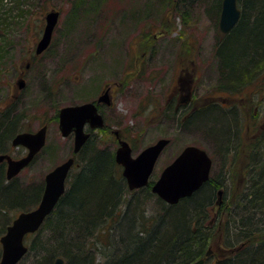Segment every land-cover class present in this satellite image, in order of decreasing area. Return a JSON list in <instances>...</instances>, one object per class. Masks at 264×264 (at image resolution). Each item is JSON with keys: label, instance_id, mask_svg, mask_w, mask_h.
<instances>
[{"label": "rangeland", "instance_id": "rangeland-1", "mask_svg": "<svg viewBox=\"0 0 264 264\" xmlns=\"http://www.w3.org/2000/svg\"><path fill=\"white\" fill-rule=\"evenodd\" d=\"M85 1L2 0L0 3V47L8 43L7 56L0 66L2 117L10 112L11 117L20 118L19 131L34 132L44 124L48 127L45 147L35 161L14 178L18 189L28 192L39 189L46 174L72 154L74 138L62 135L58 112L63 106L92 98L90 95L97 93L105 82L124 81V85L117 87L114 108H104L108 129L98 131L93 138L96 145L117 149V137L110 132L111 128L121 131L131 143L134 155L161 137L170 138L155 165L154 180L187 145L201 146L216 156L214 143L217 140L214 141L207 123L191 120L186 127L180 121V114L172 113L170 101L178 71L188 61L190 65L193 61L198 68L194 82L197 95L212 91L217 79L223 85L226 83L223 58L216 55L219 32L214 8L211 9L206 0H188L182 6L178 2L174 4L175 0ZM53 8H60L62 13L51 45L35 55L45 15ZM154 33L159 36L154 37ZM263 64L260 60L259 68H263ZM21 71L25 72L26 79L23 88L17 82ZM263 86L264 74L255 79L253 87L261 89ZM249 129L253 134L264 131L262 124L253 119ZM258 135L253 146L260 140ZM243 147L247 150L250 145ZM11 151L21 156L25 148L19 146ZM247 156V151L239 155V163L233 169L236 183L228 186L223 199L234 202L245 192L244 179L250 175V166L244 167ZM220 165L217 159L213 174L220 170ZM72 171L78 172V168ZM11 180L6 179V183ZM35 194H26L22 203L29 202ZM155 200V197L146 200L145 205L142 202L148 214L156 212ZM20 210H1L0 228L12 217L11 222ZM209 210L211 223L216 218L218 223L220 211L215 213L212 207ZM225 232L220 226L212 229L213 247L221 240L227 243ZM235 237L234 233L228 235L229 239ZM84 249L88 251L89 261L98 256L91 244H85ZM32 258L22 264H36ZM67 262L65 260V264Z\"/></svg>", "mask_w": 264, "mask_h": 264}, {"label": "trees", "instance_id": "trees-1", "mask_svg": "<svg viewBox=\"0 0 264 264\" xmlns=\"http://www.w3.org/2000/svg\"><path fill=\"white\" fill-rule=\"evenodd\" d=\"M187 1L175 0L174 4L182 6ZM206 1L214 11L221 10L223 0ZM238 2L243 7V15L233 32L218 37L217 46L230 77L237 79L253 73L260 60L264 61V0ZM6 45L3 43L0 47V66L7 56ZM19 119L11 117L10 112L3 117L1 113L0 154L8 151L6 143L19 132ZM192 120L207 123V129L223 151L234 144L231 116L219 115L207 108L196 113ZM259 139L250 156L245 192L234 202L229 198L223 202L218 223L217 218L212 223L209 220L214 187H217L214 182L205 183L176 204H169L152 191L154 180L143 188L130 190L115 152L89 139L76 154L80 166L74 168L78 172L71 171L67 189L56 208L36 233L28 235L29 250L19 264L32 257L36 264H52L57 257H63L68 264H189L206 251L211 244L212 229L217 226L226 230L227 243L238 240L264 244V136ZM233 171L227 170L226 176L223 175L232 179L230 185L237 179ZM5 178L4 167L0 166V211L27 210L39 202L43 184L35 191H21L16 179L6 183ZM230 185H225V190ZM34 192L33 199L22 203L26 194ZM141 196L156 198L155 213L148 214V209L142 207L146 200L141 201ZM10 220L2 224L0 233L5 232ZM232 233L236 234L235 239L228 238ZM85 244H91L98 253L91 257L92 262ZM258 249H248L228 264H256L264 253L262 248Z\"/></svg>", "mask_w": 264, "mask_h": 264}, {"label": "water", "instance_id": "water-1", "mask_svg": "<svg viewBox=\"0 0 264 264\" xmlns=\"http://www.w3.org/2000/svg\"><path fill=\"white\" fill-rule=\"evenodd\" d=\"M240 16L241 9L238 0H223L220 17L221 31L229 32L237 24ZM58 19L59 11L56 9L50 10L45 15V27L36 45L37 54H41L49 47ZM18 84L20 88H23L25 80L19 79ZM100 99L108 101L107 93L103 94ZM59 117V127L63 136H68L72 131L75 133V153L81 150L90 137V134L85 131L86 123H90L92 127L104 126V118L93 102L64 106L60 109ZM46 134L47 126L44 125L37 131H24L15 135L12 143L16 146L23 145L29 150L25 156L19 159H13L8 154H0V163L6 160L8 164L6 170L8 180L13 179L31 163L35 155L45 145ZM169 142V138H159L134 156L129 142L120 140L115 157L116 161L123 166L122 173L131 190L149 184L156 162ZM74 163L75 158L70 157L48 172L45 177L44 192L38 205L32 209L21 211L7 226L6 232L0 237L2 244L0 264H18L27 253L26 235L35 233L56 208L66 191L67 178ZM211 167L212 159L206 149L194 144L187 145L162 170L152 185V191L167 203L176 204L181 199L191 196L209 180ZM219 192L221 193V191ZM53 264H64V259L59 257ZM192 264H205V261L199 259Z\"/></svg>", "mask_w": 264, "mask_h": 264}, {"label": "flooded vegetation", "instance_id": "flooded-vegetation-1", "mask_svg": "<svg viewBox=\"0 0 264 264\" xmlns=\"http://www.w3.org/2000/svg\"><path fill=\"white\" fill-rule=\"evenodd\" d=\"M238 5H239V8L241 9V16H240V19H241L243 15V8L240 4ZM56 9L59 10V19H60L62 12L60 8H56ZM217 15H218V20L216 24H218L217 31L219 32L218 36L220 37L233 32L238 22L240 21L239 19L237 24L229 32L223 33L220 29L221 10L217 12ZM158 36L159 34L154 33V37H158ZM216 55L221 58V53L219 50L217 51ZM191 64L192 65L189 64V61L184 63L183 67L178 71L179 76L177 80H175V83L173 84L171 88L172 93L170 95V101H171V108H173L172 113L180 114V121L185 123L186 127L190 126L189 121L192 120V118L195 116L196 113H198L201 110L207 109V108H212L213 111L219 115H224V116L229 115L233 119V129L234 130L232 132V136L234 138V144L231 147L227 148L225 151H223L224 150L223 147L220 146V144H218V142L216 141L214 143L215 148L217 150L216 156L213 153L209 152V150L204 148L207 150V152L212 158V168H211L210 178L205 183L214 182V184L217 185V187H214L215 195H214V200L212 204V209L216 213V212H219V208L225 201V199H223L224 193H225L224 186L230 185L232 183L231 178L227 179L226 177H223V175L226 176L225 172L227 170H230L232 172V170L235 169V166L237 165V163H239L238 157L240 154L243 153V151L245 152L247 151L248 153V156L245 160L246 164H244L245 169H248L249 164H250L249 162L251 160L250 156L252 153L250 152V150L253 149L254 141H257L256 136L259 134L258 139L261 136H264V131L262 133H258V131H255V133L253 134V132H251L250 129L248 130L250 121L252 119L257 123H261L262 128H264V86L261 87V89H257L253 87L255 79L259 75L264 74V67L263 68L258 67V69H256L253 73H250L249 75L245 77H240L237 79L235 77H230L231 74L227 72L228 71L227 68L225 67V65H223V70L226 71V72L223 71L225 73L226 83H224L223 85V83H221L219 79H217L218 80L217 84L216 86H214L212 91H209L203 95H197L196 92H194L195 91L194 82L196 81L197 76H198V68L197 66H195V63L193 61H191ZM29 66L30 64L28 63L27 67ZM196 73H197V76L195 77ZM24 74L25 72L21 71L20 77L18 79L23 78L24 80H26L24 78ZM120 84L124 85V81L115 82V83L105 82L103 83L102 87L97 93L90 95V96H93L92 98L90 97L88 100L84 101V102L95 103V105L97 106L98 112L104 118L103 127H92L90 123H86L85 131L90 134V137L88 138V140L95 138L98 131L100 130L106 131L108 129V124L106 122L105 114H104V108H114V101H115L114 99L116 96V91L118 89L117 87L120 86ZM105 93H107L108 95V101L100 99L101 96ZM84 102H81V103H84ZM81 103H78V104H81ZM0 113H2L1 109H0ZM58 118L60 120L59 112H58ZM239 122H241L242 124ZM243 123H245L246 125H243ZM44 125L47 126V124H44ZM19 132H17L16 134H18ZM110 132H113L115 136L117 137L118 147L120 145V140L128 141L127 139L123 137L119 129L117 130V129L111 128ZM68 136H72L73 138H75L74 131H72ZM215 140L216 139L214 138V141ZM46 141H47V136H46ZM129 144L131 145L130 142ZM243 145L244 146L250 145V148L246 150L243 147ZM20 146L24 147L23 145H20ZM24 148H25V153L22 156L26 155L29 150L26 147ZM43 148L40 151H42ZM116 150H114L115 154H116ZM40 151L38 153H40ZM12 156L15 159L20 157L14 154ZM70 157L75 158V164H74V167H75L76 166V153L74 152V148H73L72 154L68 158ZM36 158L37 156L34 157L30 165L35 161ZM217 159L221 163L220 170L216 174H213V167L217 165ZM7 165L8 164L6 160L0 163V166L4 167L5 173L7 170ZM120 166L122 167L121 164ZM222 171H224L223 174H222ZM42 184H43V191H44L45 179H44V183ZM219 191H221V193ZM0 247H1V255H2L1 243H0ZM258 248H262V250H264V244H249L247 242L224 243L221 240V242L219 241L218 243H216V247H213L212 243L209 244L206 251L193 262L199 259H204L205 264H228V262L230 261L238 260L241 256L244 255L245 251H247L248 249H258ZM258 250H261V249H258ZM1 255H0V258H1ZM193 262L189 264H192ZM256 264H264V253L262 254L260 260L259 259L257 260Z\"/></svg>", "mask_w": 264, "mask_h": 264}, {"label": "bare ground", "instance_id": "bare-ground-1", "mask_svg": "<svg viewBox=\"0 0 264 264\" xmlns=\"http://www.w3.org/2000/svg\"><path fill=\"white\" fill-rule=\"evenodd\" d=\"M79 1L82 2V1H85V0H79ZM86 2H87V1L82 2V3L84 4V3H86ZM12 139H13V138H11V140H10L9 142L6 143V150H8V151L5 152V154H8V155H10L13 159H15V158L12 156L13 153H11V152H12L11 149L13 150V149L16 148L17 146L14 145L13 143H11V142H12ZM18 146H20V145H18ZM44 147H45V146H44ZM99 149H102V148H99ZM40 152H41V151H40ZM2 154H3V153H2ZM38 154H39V153H38ZM38 154H37V155H38ZM37 155H36V156H37ZM24 156H25V155H24ZM36 156H35V157H36ZM21 157H23V156L21 155L19 158H21ZM19 158H16V159H19ZM32 161H33V160H32ZM32 161H31V162H32ZM76 162H77V160H76ZM28 166H30V164H28L26 167H28ZM77 166H80V163L77 162L76 167H77ZM26 167H24V168H26ZM203 185H204V184H203ZM203 185H202V186H203ZM202 186H201V187H202ZM125 198H128V196L125 195ZM148 199H150V198L141 199V201H143V200H148ZM94 223H95V222H94ZM64 264H65V261H64ZM67 264H68V263H67ZM86 264H90V263H89V262H86ZM91 264H92V263H91Z\"/></svg>", "mask_w": 264, "mask_h": 264}]
</instances>
